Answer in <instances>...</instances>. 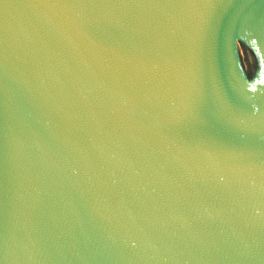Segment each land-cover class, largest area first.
I'll use <instances>...</instances> for the list:
<instances>
[{"label":"water","instance_id":"water-1","mask_svg":"<svg viewBox=\"0 0 264 264\" xmlns=\"http://www.w3.org/2000/svg\"><path fill=\"white\" fill-rule=\"evenodd\" d=\"M0 264H264V0H0Z\"/></svg>","mask_w":264,"mask_h":264},{"label":"rangeland","instance_id":"rangeland-1","mask_svg":"<svg viewBox=\"0 0 264 264\" xmlns=\"http://www.w3.org/2000/svg\"><path fill=\"white\" fill-rule=\"evenodd\" d=\"M236 48L241 68L244 71L246 77L248 78L249 75L253 73V67L249 58V54L246 49L239 48L238 46H236Z\"/></svg>","mask_w":264,"mask_h":264}]
</instances>
